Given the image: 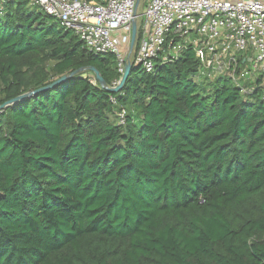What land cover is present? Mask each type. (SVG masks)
I'll return each mask as SVG.
<instances>
[{
	"label": "trees",
	"instance_id": "16d2710c",
	"mask_svg": "<svg viewBox=\"0 0 264 264\" xmlns=\"http://www.w3.org/2000/svg\"><path fill=\"white\" fill-rule=\"evenodd\" d=\"M197 66L111 91L115 55L0 0V105L32 92L0 109V264H264V98Z\"/></svg>",
	"mask_w": 264,
	"mask_h": 264
},
{
	"label": "built area",
	"instance_id": "2783aa9c",
	"mask_svg": "<svg viewBox=\"0 0 264 264\" xmlns=\"http://www.w3.org/2000/svg\"><path fill=\"white\" fill-rule=\"evenodd\" d=\"M8 1V0H2ZM70 29L95 54L115 55L119 78L127 63L152 73L191 48L195 78L225 76L245 97L264 98V0H28ZM139 38L132 46L137 8ZM114 102V99H112ZM124 121V109L117 113Z\"/></svg>",
	"mask_w": 264,
	"mask_h": 264
},
{
	"label": "water",
	"instance_id": "95a60500",
	"mask_svg": "<svg viewBox=\"0 0 264 264\" xmlns=\"http://www.w3.org/2000/svg\"><path fill=\"white\" fill-rule=\"evenodd\" d=\"M136 30H137V25H136V21L134 20L133 23H132V30H131V42H130V46L133 45L134 43V40H135V36H136ZM131 65L130 63H127L126 66H125V70H124V73L123 75L121 76L120 80H119V83L116 85V86H113V87H109V89L111 91H118L122 84L124 83V81L126 80L127 78V75H128V72H129V69H130ZM91 71L94 72L96 78L98 79L99 83L101 84H104V81L102 79V77L99 76L97 70L94 68V67H91ZM66 78V76H61L60 78H58L57 80H55L53 83L49 84L47 87H50V86H53V85H56V84H59L62 80H64ZM36 92V91H34ZM32 94L31 91H27V92H24L16 97H14L13 99H10V100H7L5 101L4 103H2L0 105V109L5 107L7 104H10L18 99H21V98H26V97H30Z\"/></svg>",
	"mask_w": 264,
	"mask_h": 264
},
{
	"label": "rangeland",
	"instance_id": "374dc122",
	"mask_svg": "<svg viewBox=\"0 0 264 264\" xmlns=\"http://www.w3.org/2000/svg\"><path fill=\"white\" fill-rule=\"evenodd\" d=\"M142 10H143V6H141V3H140L139 7L137 8V14H138L137 25H138V27H140L141 23H142V17H141Z\"/></svg>",
	"mask_w": 264,
	"mask_h": 264
}]
</instances>
